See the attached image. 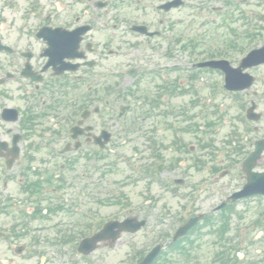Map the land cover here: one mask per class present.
I'll list each match as a JSON object with an SVG mask.
<instances>
[{
    "label": "flooded vegetation",
    "instance_id": "af4514ba",
    "mask_svg": "<svg viewBox=\"0 0 264 264\" xmlns=\"http://www.w3.org/2000/svg\"><path fill=\"white\" fill-rule=\"evenodd\" d=\"M117 1V7L112 0H56L54 6L45 0L38 7L0 8V190L8 191L0 197V242L9 253L0 264H52L46 257L57 243L50 242L47 249V239L66 235L53 231L57 225L53 217L31 216L27 203H61L57 193L71 198L69 191L79 184V160L93 162L110 155L111 142L100 148L95 137L102 130L114 137L125 134L120 123L112 126L111 96H121L119 109L126 103V94L156 88L168 91L176 55L186 58L193 51L190 39L178 36L176 43L174 9L160 8L171 0ZM186 7L187 17L195 9L203 26L227 32L223 43H213L214 52L205 55L223 56L236 67L247 53L257 50L256 58L262 61L241 69L254 79L247 88L232 93L236 111L225 121L232 129L231 159L241 171L256 141H264V0H189ZM136 27H145L147 34ZM183 33L187 37L188 30ZM160 79L167 81L156 87ZM143 80L149 85L144 87ZM83 111L88 114L81 120ZM154 161L157 170L159 161ZM263 161L264 152L259 171H264ZM162 169L168 173L174 165L168 162ZM237 176L244 180L242 172ZM9 203L22 205L17 215L14 210L4 215ZM223 221L224 217H207L199 228L211 236L209 230ZM251 224L260 232L255 239L262 242L259 248L242 241L241 251H236L237 231L243 240L252 228L238 229L239 221L230 223L232 232L223 238L215 233V243L192 233L183 242L189 246L186 256L174 249L168 264H197L193 261H200L202 252L214 251L213 246L210 264H224L216 248L222 245L221 252L234 241L233 254L241 255V264H264V216ZM66 264L73 263L70 259Z\"/></svg>",
    "mask_w": 264,
    "mask_h": 264
},
{
    "label": "rangeland",
    "instance_id": "374dc122",
    "mask_svg": "<svg viewBox=\"0 0 264 264\" xmlns=\"http://www.w3.org/2000/svg\"><path fill=\"white\" fill-rule=\"evenodd\" d=\"M0 7H3L1 4V0ZM188 11L189 9L187 7L180 8L174 11L173 17L175 21V34L182 36V34H184L183 32H185V30H188V35L186 38H190L193 41L197 42V46L194 48V51H192L191 54L186 57L187 60L191 61L193 58H197L198 56H203L208 53L209 51H207V49H209L208 47L212 43H215L218 46L222 44L227 35V32L223 29L210 30L208 27L203 26V24L201 23V17H197L198 15H196L195 9L189 12V17L186 16ZM215 48L216 47H214L213 49L215 50ZM186 55H188L187 52ZM173 76L180 82L181 85H183L184 88L187 89L186 93L174 99V103L177 106H187V108L190 110V114L194 115V118L192 120L201 126L200 128H198V132L191 131L187 133H181V136H183L182 141L183 143L185 142L184 145H187L186 151L168 149L165 152V158L171 159L173 161L174 158L177 157L180 159V164H178V166L175 165L174 169L168 170V173H165L166 171H162L161 174L165 178L162 179V182H158V185H151V188L149 190L146 189L147 184L142 181H136V183L129 181L128 177L132 172L130 170V167L128 166V163H125L127 167L124 165L123 155L134 157L136 158L135 160L140 161V163L144 162V160L142 159L144 157L143 154L135 152L133 148L134 146H137L139 149L138 151H142L145 149L144 143L142 142V131L138 130V132H136L132 136V140H130L129 143L127 142L126 145H121L120 142H118L120 136L115 137L116 142L113 145L114 147L111 146L113 147L114 154L109 156L105 161H101V165L97 164V162L95 161V164L99 166H96L94 170L95 184L93 186V189L99 188L101 191L107 192L112 187L114 189L112 192H115L116 196L121 193V195H125L126 198L121 199V201L117 204H105L99 202L100 200H104L101 197L104 195H94L91 192H88L87 189H84V191L81 193V188L79 185L74 190L69 191L77 201L76 203L71 204L80 207L82 210H90L92 213L97 214L103 218L109 215L112 216L115 214H122V211H124L123 209H125L124 205H127L126 211L133 209L134 213H137L143 217H147V225L141 231L135 234L123 235L118 244H116L115 247L109 251L108 257L109 263L111 264H117L118 262H121V259L123 257H125L128 253H131L132 250L136 248H148L149 245L154 244L155 238H157L164 232L169 231V227L174 226L175 217L179 214V211H182L181 207L185 206L186 204L184 203V201L180 202L179 198L181 196L179 197L176 195L188 192L192 183L208 176V173L206 171L199 172L197 171L199 170L198 168H191V162H193L194 158L198 156L203 159L206 154V150H199L197 146L198 140L201 139L207 142L208 140L213 139L211 138V134L209 131V134H206L207 137H203V132H200V130L204 127L203 123L210 119L212 115L214 116V114L212 113L216 105L219 106L223 104L226 107L229 103V100L223 99L219 92L217 93L218 90L216 89V85H218L217 82L219 81V74L216 72L198 73V77L192 82L188 77L189 72H180L179 70H177L174 71ZM142 85L145 87L149 85V83L146 80H143ZM138 106V104H135L134 110L128 114V117L133 121L136 118L140 117V110ZM235 111L236 110L232 111V109H230V113H235ZM154 124L155 120L153 119H148L147 121H145L142 126L143 132L150 131ZM158 126L161 129L164 128L161 124H158ZM178 126L179 124L177 125V127ZM228 130L229 127L222 126V129L218 132V134L216 132V134L213 135V140L215 141L216 148L219 149L221 147L222 141ZM162 133L164 141L166 145H168L173 136L172 132L169 130H164ZM118 153L120 154V156H122L117 157ZM217 156L219 157V159L221 157H224L220 153H218ZM82 165L83 164H80L79 169ZM100 166H103V168L98 169V167ZM108 168L109 171L105 172V174L103 175L102 172ZM236 174L237 170L236 172L232 171L231 174H229L228 177L219 182L217 186L212 187L211 197H209L208 200L204 202L201 201L200 197L197 202L194 203V206L189 208L190 211L196 209H198L199 211L208 210L210 207L216 205L219 201H221V199L225 197L229 190L234 189V187L237 188L241 184L242 177H236ZM173 177H182L185 178L186 181V186L182 189H176V193H171L169 189H164L163 185V181H165V179H172ZM229 184L233 185V187L229 188ZM227 188L229 189L227 190ZM6 194V192L0 191V197L4 198V195ZM151 196L153 197L152 201ZM145 199H147L149 202L142 203V201ZM4 202L5 201H3V203ZM263 203L264 202L258 203L255 199H252L236 205L235 209L239 213H244L246 222L250 216L256 215L255 213L259 210V206L264 207ZM33 204L34 203H27L26 206L32 207ZM20 207H22V205L17 204L15 207L12 206L10 208H12V210H14V213L17 215L16 209H19ZM10 208L9 206H6V210L12 211ZM181 214L185 215V212L183 211L181 212ZM4 215H7V213H5ZM2 216L3 215H0V219L2 218ZM76 216L81 217V214L78 213V215H75L73 212L69 213L60 211L56 214L51 215V217H53V222H70L69 224L72 227V230H75L77 227L76 224H73V222H77L75 219ZM79 221H81L80 218ZM203 240H206V242L209 241L207 236L205 239L203 237ZM101 254L102 251L96 252L94 254L95 259H97ZM201 254L205 255V252H202ZM8 256L9 253L7 251L6 244H4V242H0V259H8ZM77 261L78 264H83L86 262V260L83 261L80 260V258ZM123 262L124 260L121 263Z\"/></svg>",
    "mask_w": 264,
    "mask_h": 264
},
{
    "label": "water",
    "instance_id": "95a60500",
    "mask_svg": "<svg viewBox=\"0 0 264 264\" xmlns=\"http://www.w3.org/2000/svg\"><path fill=\"white\" fill-rule=\"evenodd\" d=\"M194 221H190V223H188L185 227H183V230L181 231V233L185 232V230L191 225L193 224ZM142 223H134V224H131L130 222V219H126L125 221L121 222V223H117V222H110L108 224H106L103 228V230H101L100 233L96 234L94 236V240H97V239H101V238H106L107 236H112V239L114 240L117 235H114L113 234V228L115 226L118 227V231H123V230H126V231H135L137 230L140 225ZM180 233V232H179ZM157 251V248L154 250L153 253H151V255L149 256V258L147 259V262H150V260L152 259V257L155 255Z\"/></svg>",
    "mask_w": 264,
    "mask_h": 264
}]
</instances>
